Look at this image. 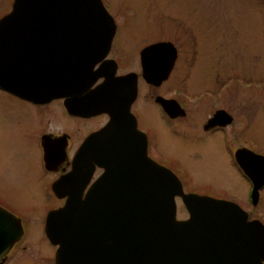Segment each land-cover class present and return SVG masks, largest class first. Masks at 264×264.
<instances>
[{
    "label": "water",
    "instance_id": "water-1",
    "mask_svg": "<svg viewBox=\"0 0 264 264\" xmlns=\"http://www.w3.org/2000/svg\"><path fill=\"white\" fill-rule=\"evenodd\" d=\"M115 32L102 0H15L0 21V88L28 98L68 97L72 82L96 76L92 68L109 52ZM119 128L113 116L91 138L108 156L105 174L86 198L56 186L59 196H69L46 221L47 237L59 246L56 264H264L261 221H250L234 202L186 194L174 173L148 157L136 123L129 127L139 138L133 149L118 146ZM251 157L264 167L263 156ZM244 160L240 152L252 177ZM253 178L257 198L264 172ZM176 196L187 220L177 219ZM21 236V221L0 208V264Z\"/></svg>",
    "mask_w": 264,
    "mask_h": 264
},
{
    "label": "flooded vegetation",
    "instance_id": "flooded-vegetation-1",
    "mask_svg": "<svg viewBox=\"0 0 264 264\" xmlns=\"http://www.w3.org/2000/svg\"><path fill=\"white\" fill-rule=\"evenodd\" d=\"M102 1L115 21L116 32L109 52L92 68L96 74L93 79L72 82L68 97L55 99L22 97L0 88V208L16 216L22 226L21 239L10 250L4 264H9L21 243L33 236L32 230L26 228L20 219L27 210L23 211L22 205L4 193L5 189H9V193L15 192L7 187L9 178L21 175L23 182L36 185L40 196L52 200L53 204L46 209V234L48 215L62 208L69 198L59 196L56 186L62 193L69 191L75 198H86L93 184L105 174L102 160L108 154L91 138L102 132L113 116L118 118L120 126L119 147L133 149L139 146V138L131 136L129 129L136 123L147 143L148 157L174 173L186 194L234 202L248 213L249 220L263 222L253 216L263 213L264 182L254 203L253 175H261L264 167L252 164L251 153L264 157V147L249 134L236 136L231 132L234 118L226 106V99L236 87L245 94L264 90V79L252 81L248 76L239 78L232 74L224 80L222 74L217 73L213 85L192 95L189 84L197 65L193 58L199 54L196 33L186 27L188 31L183 30L179 37L168 36L163 31L167 23L162 16L153 17L160 31H121L123 25L117 17L116 5L109 0ZM12 7V0L0 1V21L11 14ZM125 7L131 8L127 4ZM129 13L130 10L124 9V15L132 18ZM13 102L20 107L17 110H21L15 126L9 124L13 118L7 113ZM197 110H200V117L193 119L191 115ZM55 123L62 127L56 129ZM125 125L129 127L124 129ZM219 134L223 136L230 166H234L249 185L250 208H244L237 201L240 197L226 188L214 184H207L206 188L203 184L189 185V181L195 178L187 165L189 155L193 154L192 157L203 167L217 160L218 150L214 151L212 145ZM89 141L90 148L87 147ZM12 142L23 147H20V153H14L10 147ZM175 146L185 147V151H178L173 148ZM171 149L176 154L171 153ZM240 152L245 155L244 166H249L252 177L239 162ZM69 176L72 179L64 183ZM55 200L59 203L57 206ZM175 202L178 218L181 205L186 206L180 196H176ZM186 212L187 217L178 220H187L190 217L187 208ZM47 239L55 251L50 264H56L59 247Z\"/></svg>",
    "mask_w": 264,
    "mask_h": 264
},
{
    "label": "rangeland",
    "instance_id": "rangeland-1",
    "mask_svg": "<svg viewBox=\"0 0 264 264\" xmlns=\"http://www.w3.org/2000/svg\"><path fill=\"white\" fill-rule=\"evenodd\" d=\"M109 1L117 7V17L123 25L121 31H160V26L153 17L162 16L167 23L163 31L167 32L168 36L179 37L183 30L188 31L186 27L196 33L199 40V54L193 58V62L197 65L189 84V91L192 95H197L207 89V86L213 85L217 73H221V79L224 80L232 74L239 78L248 76L252 81L264 79V0ZM13 3L14 0H12V6ZM125 4L131 8L125 7ZM124 9L130 10L129 14L132 18L124 15ZM130 23L135 26L131 27ZM10 104L11 109L7 113L13 119L9 124L15 126V123L19 121L17 120L18 112L21 110H17L20 107L16 102ZM226 106L234 118L231 132L236 136L249 134L264 147V111L262 110L264 90L245 94L236 87L226 99ZM200 114V110H197L191 116L193 119L194 117L199 118ZM55 124L56 129L62 127L59 123ZM222 138V134L216 136L214 145H212L214 151L218 150L219 154V160L212 162L214 165L209 163L203 167L201 162L192 157L193 154L189 155L190 162L187 160V165L191 173L195 175V178L189 181V185L203 184L206 188L207 184H214L215 187L226 188L240 197L237 201L244 208H250L249 185L238 170L230 166V158L225 151ZM10 147L15 154L20 153L23 148L14 142ZM173 148L185 151V147L175 146ZM203 149L205 150L206 147ZM169 151L176 154L172 149ZM214 151L212 154L215 153ZM7 183V187L15 192L9 193V189H5L4 193L22 205L23 211L27 210L21 214L20 219L26 228L32 230L33 235L16 249L15 256H12L9 264H50L55 251L46 237L44 221L46 209L53 204L52 200L40 196L36 185L23 182L21 175L18 178L10 177ZM58 204L55 200V206ZM262 211V215L253 217L264 222V201ZM185 217H187L186 208L181 205L178 218Z\"/></svg>",
    "mask_w": 264,
    "mask_h": 264
}]
</instances>
